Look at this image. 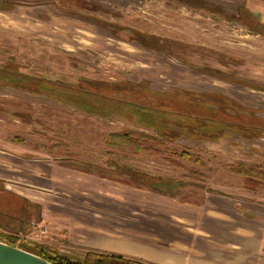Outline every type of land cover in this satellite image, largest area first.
<instances>
[{
	"label": "rangeland",
	"instance_id": "1",
	"mask_svg": "<svg viewBox=\"0 0 264 264\" xmlns=\"http://www.w3.org/2000/svg\"><path fill=\"white\" fill-rule=\"evenodd\" d=\"M263 30L264 0H0V68L73 86L83 80L96 88L178 91L222 109L232 116L229 124H264ZM143 34L159 38L162 50ZM4 83L0 187L27 192L36 171L29 160L46 155L62 180L53 190L66 189L67 178L58 177L66 171L85 183L109 181L120 194L132 185L140 196L166 202L161 208L189 212L181 218L196 222L185 225L187 231L212 233V264L225 256L228 263L264 264V180L254 177L264 172V129L165 139L127 115H98ZM129 131L155 135L162 144L147 154L108 147L109 134ZM245 169L255 173H237ZM147 179L160 183L157 191L143 183ZM12 193H3L10 201L8 210L0 209L8 213L0 216V236L16 237L26 249L37 243L56 245L71 259L85 255L61 249L63 241L50 237L45 225L47 232L31 230Z\"/></svg>",
	"mask_w": 264,
	"mask_h": 264
},
{
	"label": "crops",
	"instance_id": "2",
	"mask_svg": "<svg viewBox=\"0 0 264 264\" xmlns=\"http://www.w3.org/2000/svg\"><path fill=\"white\" fill-rule=\"evenodd\" d=\"M12 148L20 152L19 147ZM0 153L4 154L5 150ZM40 156L27 164L36 167L27 192L14 191V194L23 198L21 211L28 214L31 230L47 226L50 237L63 241L61 249L119 256L143 264H212L213 248L209 242L212 233L187 231L184 226L195 221V217L194 221L186 219L189 212L183 214L180 209L161 208L166 202L157 197L146 199L138 193L143 191H137L132 185L130 191L120 194L109 181L93 183V179L85 183L72 171L58 176L67 178L66 189L53 190V184H58L56 179L62 180L52 171L51 160L46 155ZM83 177L86 178L84 174ZM6 206L1 205L0 209L8 210ZM0 213L3 218L6 217L2 213L8 215L1 210ZM182 215L186 217L184 220ZM67 257L79 261L84 255L74 259ZM220 260V264H233L227 262L230 261L227 256Z\"/></svg>",
	"mask_w": 264,
	"mask_h": 264
},
{
	"label": "trees",
	"instance_id": "3",
	"mask_svg": "<svg viewBox=\"0 0 264 264\" xmlns=\"http://www.w3.org/2000/svg\"><path fill=\"white\" fill-rule=\"evenodd\" d=\"M245 15L251 18L252 21L254 20L250 13H246ZM248 21L250 23V19ZM257 27H259V25ZM259 29L261 30V28ZM143 35L148 36L149 40H152V45L162 50L161 45H159V38L153 35ZM0 81H4L6 84L14 85L19 88L46 93L57 100L82 107L98 115H127V119L133 124L161 130L164 133L162 135L165 139L168 138L173 140L176 134L182 132L190 137L210 138L216 136L215 133L219 130L228 128L237 132L241 129L244 130L246 127L257 130L260 128L261 130L264 129V124L253 123L251 120L240 125L233 123L229 124V119H231L232 116L228 115V113L222 109L210 108L205 102L195 101V99L189 98L186 94L178 91L169 94L151 91L145 87L135 90V86L132 85H130L132 87L131 90H126L103 83L99 84V87L96 88V85L90 81L83 80L77 84L78 86H73L57 80L32 77L22 73L6 71V69L1 68ZM251 87L261 88V86L257 85ZM57 90L60 92H57ZM132 91L139 92L132 94ZM18 141L23 143L20 139ZM157 144H162V142L155 135L134 131L111 133L108 135L107 142L108 147L111 149L133 151L136 153L144 152L146 154L157 152L154 146ZM237 173L251 176L255 171L245 169ZM256 173L254 177L264 180V172ZM142 181L152 188H159L160 186V183L154 179ZM0 189V203L5 205L6 201H10V199H6L5 196L7 195L3 193L10 194L12 192L5 190L3 187H0ZM12 194L11 196L13 198L21 200L16 204L19 208L22 205V199L18 197V195ZM7 197L10 198L9 196ZM0 240L6 241L12 246H20L16 237L0 236ZM33 246V248L27 249L38 253L53 264H143L136 260L125 259L119 256L103 255L95 252H87L82 260L72 261L67 256L59 253L58 248L54 246L48 247L37 243H34Z\"/></svg>",
	"mask_w": 264,
	"mask_h": 264
},
{
	"label": "water",
	"instance_id": "4",
	"mask_svg": "<svg viewBox=\"0 0 264 264\" xmlns=\"http://www.w3.org/2000/svg\"><path fill=\"white\" fill-rule=\"evenodd\" d=\"M0 264H53L38 253L0 240Z\"/></svg>",
	"mask_w": 264,
	"mask_h": 264
},
{
	"label": "built area",
	"instance_id": "5",
	"mask_svg": "<svg viewBox=\"0 0 264 264\" xmlns=\"http://www.w3.org/2000/svg\"><path fill=\"white\" fill-rule=\"evenodd\" d=\"M38 230H39L38 232H40V233L47 232V230H43V227L39 228ZM36 235H37V233H36ZM34 238H36V237H34Z\"/></svg>",
	"mask_w": 264,
	"mask_h": 264
}]
</instances>
